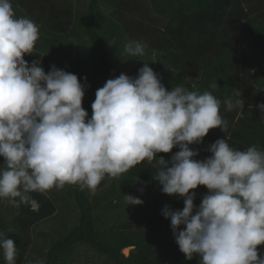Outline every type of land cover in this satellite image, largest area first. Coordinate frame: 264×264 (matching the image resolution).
I'll return each instance as SVG.
<instances>
[{
  "label": "clouds",
  "instance_id": "9594fccd",
  "mask_svg": "<svg viewBox=\"0 0 264 264\" xmlns=\"http://www.w3.org/2000/svg\"><path fill=\"white\" fill-rule=\"evenodd\" d=\"M39 37V25L17 17L11 0H0V199L35 208L29 193L65 185L95 195L106 176L118 178L147 161L162 193L183 198L182 210L165 205L162 214L186 260L264 264L258 252L264 245V149L230 146L221 100L179 85L168 91L145 63L135 78L121 73L97 89L89 118L82 107L85 85L76 74L54 65L45 73L40 62L24 59ZM146 48L140 40L123 45L133 58L143 57ZM241 97L235 90V99L223 102L226 110L243 109ZM257 107L264 115V102ZM214 128L226 139L209 146L208 158L195 159L198 152L190 145L202 143ZM174 147L179 151L170 161L158 157ZM198 186L208 193L197 207L192 190ZM124 196L127 206L143 203ZM0 250L6 264H16V244L4 232Z\"/></svg>",
  "mask_w": 264,
  "mask_h": 264
},
{
  "label": "trees",
  "instance_id": "16d2710c",
  "mask_svg": "<svg viewBox=\"0 0 264 264\" xmlns=\"http://www.w3.org/2000/svg\"><path fill=\"white\" fill-rule=\"evenodd\" d=\"M11 3L17 17L39 25L35 51L24 59L29 65L40 62L45 73L54 65L76 74L85 85L82 107L89 118L97 89L121 73L135 78L147 63L168 91L179 85L188 91H210L220 99L230 146L246 150L257 144L264 149V115L257 107L264 102V0ZM128 40L146 43L145 55L127 56L123 45ZM235 90L241 91L244 108L227 111L223 102L235 99ZM217 139H226L220 128L210 129L202 143L190 145L198 152L195 159L211 156L208 148ZM177 151L174 147L158 157L170 161ZM3 162L0 157V167ZM154 171L145 161L118 178L106 176L95 195L77 185L31 192L35 208L0 199V232L14 240L16 264H199V256L185 259L170 219L162 214L165 205L182 210L183 198L162 193ZM192 191L198 207L208 189L198 186ZM124 195L143 203L127 206ZM57 220L59 229L39 234L40 244L35 230ZM258 252L264 256V245L258 246ZM0 264H6L2 250Z\"/></svg>",
  "mask_w": 264,
  "mask_h": 264
},
{
  "label": "rangeland",
  "instance_id": "374dc122",
  "mask_svg": "<svg viewBox=\"0 0 264 264\" xmlns=\"http://www.w3.org/2000/svg\"><path fill=\"white\" fill-rule=\"evenodd\" d=\"M77 1V0H76ZM79 1V0H78ZM60 220H57V221H49V222H46L44 224H42L40 227H38L36 230H35V235L38 239V241L40 242V244H42L43 240L40 238L41 236L39 234L41 233H49L50 231H52V229H59L60 227ZM85 253H88L86 252V249H83ZM125 254H128L129 250H124L123 251ZM33 256H37V254L35 253Z\"/></svg>",
  "mask_w": 264,
  "mask_h": 264
}]
</instances>
